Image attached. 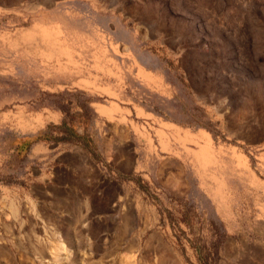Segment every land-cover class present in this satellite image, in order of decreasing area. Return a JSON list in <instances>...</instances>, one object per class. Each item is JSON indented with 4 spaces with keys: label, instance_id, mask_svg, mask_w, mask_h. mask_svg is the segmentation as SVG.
Returning a JSON list of instances; mask_svg holds the SVG:
<instances>
[{
    "label": "rangeland",
    "instance_id": "rangeland-1",
    "mask_svg": "<svg viewBox=\"0 0 264 264\" xmlns=\"http://www.w3.org/2000/svg\"><path fill=\"white\" fill-rule=\"evenodd\" d=\"M0 264H264V0H0Z\"/></svg>",
    "mask_w": 264,
    "mask_h": 264
}]
</instances>
